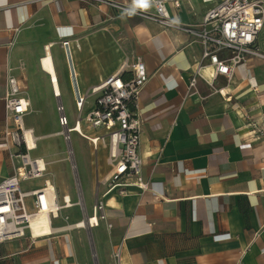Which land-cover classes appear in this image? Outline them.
<instances>
[{
  "label": "crops",
  "instance_id": "0c3cea01",
  "mask_svg": "<svg viewBox=\"0 0 264 264\" xmlns=\"http://www.w3.org/2000/svg\"><path fill=\"white\" fill-rule=\"evenodd\" d=\"M114 1L148 15L155 9L151 0ZM206 7L167 2L177 26L197 24ZM148 15L98 0H0V183L19 163L11 154L25 152L3 144L12 125L7 79L14 77L29 101L24 128L33 116L51 117L40 113L51 99L56 110L52 77L41 68L47 48L60 91L65 78L72 96V82L84 94L117 72L129 78L136 56L149 73L136 101L147 189L131 183L123 193L107 190L113 164L104 157L96 191L105 217L101 229H88V246L77 241L82 231L67 226L32 240L26 233L0 242V264H264V136L255 138L246 125L250 115L264 116V59L249 57L233 78L218 76L222 93L201 80L188 91L201 43ZM27 31L37 33V45L23 41ZM257 45L264 54V26Z\"/></svg>",
  "mask_w": 264,
  "mask_h": 264
},
{
  "label": "built area",
  "instance_id": "2783aa9c",
  "mask_svg": "<svg viewBox=\"0 0 264 264\" xmlns=\"http://www.w3.org/2000/svg\"><path fill=\"white\" fill-rule=\"evenodd\" d=\"M98 1H105L123 11L148 15L141 10L127 8L114 0ZM151 1L155 9L149 17L164 26L179 28L196 38L202 45L201 53L193 62L186 81L188 91H194L196 84L201 80L214 91L222 93V89L215 85L218 76L233 78L235 68L244 64L249 57L264 59V54L257 45V36L264 26V0H201L207 4L205 12L200 22L190 26H177L169 18L167 2L172 1L175 7H179L180 0ZM61 44L68 49L69 40L63 39ZM148 79L149 73L142 56H136L129 78H124L121 72H117L92 86L84 94H81L72 82L75 108L78 111L72 125H69L61 95L54 90L52 80L58 125L64 141L70 146V133L76 132L89 141L95 152L102 142L108 147V161L113 164V169L107 190L118 187L119 192L123 193L125 186L131 183L144 190L148 187L142 174L143 157L139 152L141 118L136 112L138 93ZM6 85L4 102L7 119L12 125H7L3 130V144L7 149L11 146H23L25 152L11 154L12 157H19V163L13 164V174L0 183V242L22 237L26 233L32 240L36 236L30 226L39 215L45 214L48 217L52 230L45 236L51 235L59 228L53 227L52 220L57 217L61 206L49 187L48 180L43 177V158L30 157L28 153L23 116L28 111L29 101L21 94L14 77H9ZM90 97L92 100L88 102ZM82 112H85L84 116ZM246 125L249 128L248 133L255 138L264 136L263 115H250L246 119ZM31 135L33 136L32 132ZM239 147L244 150L248 146L243 142ZM36 178H42V185L22 187V182ZM63 203V206L68 203L64 196ZM90 214L93 221L88 222L87 229L98 226L99 221L105 217L103 204L98 198L95 199ZM81 228L86 227L83 225Z\"/></svg>",
  "mask_w": 264,
  "mask_h": 264
},
{
  "label": "rangeland",
  "instance_id": "374dc122",
  "mask_svg": "<svg viewBox=\"0 0 264 264\" xmlns=\"http://www.w3.org/2000/svg\"><path fill=\"white\" fill-rule=\"evenodd\" d=\"M26 33L23 41L37 45V33L35 31H27ZM21 88L23 91L26 89L24 85ZM61 94L69 125H72L78 116V111L75 108L74 97L65 78L61 79ZM91 100L92 97L89 98V101ZM29 113L30 110L27 114ZM40 113H50L51 117L41 116L37 118L33 116L30 118V123H26L27 126L33 129V136L37 144V147L30 151V155L44 158L47 169L43 177H50L55 185L56 199L61 207L57 211V217L52 220L53 227L66 226L83 218L86 213H91V204L97 199L96 187L102 172L101 163L104 157L108 159V147L102 142L99 149L95 152L87 139L82 138L76 132H71L70 144L72 143L71 146H73L76 155L74 157L70 153V146L64 141L62 134H59V136L51 135L55 131H61L57 124L54 100L51 99L50 105L43 106ZM84 115L85 112H82V116ZM83 130H85L84 127ZM41 181L42 178H36L26 182L29 186H36ZM82 183L86 186L85 194L82 190ZM65 195H69L70 203H77L81 197L82 204L77 203L74 206L64 207L63 196ZM101 224L102 221L92 231L96 232L101 229ZM71 230L82 231V233L77 235V241L81 248L84 247L85 243L86 245L88 244L91 230L83 228H71Z\"/></svg>",
  "mask_w": 264,
  "mask_h": 264
},
{
  "label": "bare ground",
  "instance_id": "6f19581e",
  "mask_svg": "<svg viewBox=\"0 0 264 264\" xmlns=\"http://www.w3.org/2000/svg\"><path fill=\"white\" fill-rule=\"evenodd\" d=\"M41 64H42L41 65L42 70H44L48 75H50L52 77L54 90L56 92L60 93L61 91H60V87H59L57 79H56V73H55V69H54V65H53V58H52L51 52L48 50V48H47V52L41 58ZM78 128L81 130L80 125ZM31 132H32L31 128H26V139L28 141V146H29L30 151L34 150L37 147V144L35 142V138L31 135ZM59 134H61L60 131H55L51 135H53V136L58 135L59 136ZM70 148H71L72 155H74V157H75L76 155H75L73 146L70 145ZM43 162L45 164V171H46V169H47L46 165L47 164L44 160H43ZM45 178L48 180V185H49V187L52 188L53 194L56 196L57 193H56L55 185L53 184L52 180L50 179V177H45ZM64 198L68 202L64 207L74 206L77 203L80 205L82 204V198L81 197L79 198V201L77 203L76 202L70 203L69 195H65ZM89 221L92 222L93 219H91V214L86 213V215H84L83 218L79 219L78 221H76L74 223L68 224L66 226L68 228L73 229V228H81V226L84 225L87 228V227H89L88 226ZM97 225H99V223ZM30 227L32 229L33 235L36 237H42V236H45L46 234H49L50 232H52L51 227L49 225L48 217L45 214L39 215L37 218H35L34 221L31 223Z\"/></svg>",
  "mask_w": 264,
  "mask_h": 264
}]
</instances>
